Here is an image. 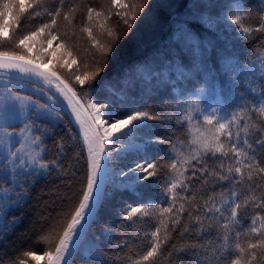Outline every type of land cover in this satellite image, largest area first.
Masks as SVG:
<instances>
[{"label": "snow or ice", "instance_id": "obj_1", "mask_svg": "<svg viewBox=\"0 0 264 264\" xmlns=\"http://www.w3.org/2000/svg\"><path fill=\"white\" fill-rule=\"evenodd\" d=\"M155 7L152 0H107L105 6L92 0H53L51 6L48 0H0V239L14 231L19 221L9 220L8 214L24 207L32 186L53 172L64 185L56 190L54 213L42 216L38 236V242L52 246L42 254L24 251L9 264H71L73 253L100 221L110 183L142 201L128 204L120 214L134 229L116 245L122 254L113 259L120 264H182L181 254L193 257L188 264H264V55L257 53L259 68L256 61H228L229 71L240 78L241 103L223 111L218 106L206 109L199 98L155 110L146 109V101H130L117 116L110 102L94 98L121 42L154 19ZM228 9L226 19L234 31L245 39L260 34L264 46V0L255 11L254 27L246 23L253 11L243 0H234ZM22 19L38 22L17 34ZM201 23L215 26L200 17L191 26L179 23L178 32L198 44ZM149 62H140L133 73ZM65 111L82 140L79 183L77 170L63 163V141L55 145L56 158H48L49 133ZM173 117L189 137L187 143L179 135L154 140L149 122L171 126ZM68 135L77 136L72 129ZM152 143H167L168 151L150 158ZM118 160L126 167L116 170ZM154 179L160 183L159 194L145 199L144 182ZM147 224L153 225L151 230L143 229ZM102 234L110 238L109 229ZM144 240L146 247L138 251L135 242ZM88 252L106 255L95 243Z\"/></svg>", "mask_w": 264, "mask_h": 264}, {"label": "trees", "instance_id": "obj_2", "mask_svg": "<svg viewBox=\"0 0 264 264\" xmlns=\"http://www.w3.org/2000/svg\"><path fill=\"white\" fill-rule=\"evenodd\" d=\"M232 1L234 0H152L156 5L153 10L154 19L140 24L132 35L121 42L117 58L109 61L103 74L105 83L93 93L94 98L110 102L116 109L117 116L124 114L122 109L130 101H146L143 106L148 110H155L161 108L163 104H175L178 100L199 98L203 104L205 102L203 100L219 97L224 110L229 104L236 107L241 103L240 78L236 73L229 71L228 61L235 58L241 65L256 61V67L259 68L257 53L264 55L260 34H255L257 37L255 39H245L238 31H234V26L231 27V31L225 29L219 33V30L201 23L197 32L200 42L194 44L178 32V24L181 22H187L191 26L194 20L200 17L205 20L219 18L225 14L224 11ZM243 2L253 11V17L246 23L254 27L257 22L255 11L260 0ZM48 3L51 6L53 0H48ZM92 3L105 6L107 0H92ZM168 5L172 7L169 8ZM193 5L199 7L193 8ZM115 19L113 17V20ZM79 21L78 15L76 22ZM37 22L38 20L22 19L17 34L30 31ZM35 54L34 50L33 55ZM146 58L150 61L147 67L133 73V69ZM259 78L257 71L256 79ZM76 87L80 90L79 86ZM35 95L40 96L39 93ZM172 97L176 99L173 100ZM62 114L63 120L50 131L47 139L48 158H56L55 145L63 141L66 150V159L63 163L77 170L76 182L79 183L83 180L84 173L82 140L70 118L65 112ZM175 119L173 117L171 126L162 125L159 121H150L149 123L153 125L151 129L153 139L174 140L175 136L179 135V138L187 143L189 137L176 125ZM69 129L77 134L75 139L69 138ZM168 147L167 143H152L148 146V155L157 159L165 155ZM114 166L120 169L126 167V163L118 160L114 162ZM144 183L148 185L142 188L144 198L156 199L160 183L155 179ZM63 186L60 178L53 172L47 180L42 179L31 187L30 196L23 208H17L8 214L9 220L16 218L19 222L14 231L5 233L4 238L0 239V260L5 264L18 261L24 251L34 250L37 254H42L46 248L52 246L38 242V236L45 223L42 216L49 212L54 213L58 204L56 190ZM107 190L109 195L101 212L100 221L93 226L71 264H120V261L113 259L118 253L122 254V250L116 245L122 238L126 239L134 232V229L128 227L132 222L124 221L120 214L128 204L137 205L142 201L131 192L115 189L111 183ZM36 224L38 227L35 228ZM152 227V224H147L143 229L151 230ZM105 228L110 230V238L102 234ZM90 243L98 245L100 252L106 255L98 256L92 252L85 254ZM135 243L139 245L138 251H143L146 247V240ZM181 255L182 264H188V261L193 259L191 255ZM162 264H167V260L162 261Z\"/></svg>", "mask_w": 264, "mask_h": 264}, {"label": "rangeland", "instance_id": "obj_3", "mask_svg": "<svg viewBox=\"0 0 264 264\" xmlns=\"http://www.w3.org/2000/svg\"><path fill=\"white\" fill-rule=\"evenodd\" d=\"M232 2H234V1H232ZM231 2V3H232ZM230 3V2H229ZM228 3V4H229ZM224 15H221L219 18H217V19H215V20H213V19H211V21L214 23V27H211V29H214V30H219L218 32L219 33H221L223 30H225V29H229V31H231V27H233L231 24H230V22L226 19V17L228 16V15H231V12L229 11V9H226L225 11H224ZM217 99V101L219 100L220 101V99L219 98H216ZM206 109H209L210 107H212V106H218V107H221L222 108V111L224 110V107H223V105H222V103L220 102V104H217V102H215V99H212V98H209V99H207L206 100V102L204 103V105H203ZM113 167L116 169V170H118L115 166H114V164H113ZM113 179H115V177H113ZM120 179H126V178H120ZM36 227H38L37 226V224L35 225V228ZM40 262H42V261H40Z\"/></svg>", "mask_w": 264, "mask_h": 264}, {"label": "water", "instance_id": "obj_4", "mask_svg": "<svg viewBox=\"0 0 264 264\" xmlns=\"http://www.w3.org/2000/svg\"><path fill=\"white\" fill-rule=\"evenodd\" d=\"M66 113H67L68 116L72 119L73 123L75 124V126H76V128H77V130H78V132H79L78 125L75 123L74 118H73V117L71 116V114H70V111H66ZM76 253H77V251L73 253V255H72V257H71V262H72L74 256L76 255Z\"/></svg>", "mask_w": 264, "mask_h": 264}]
</instances>
